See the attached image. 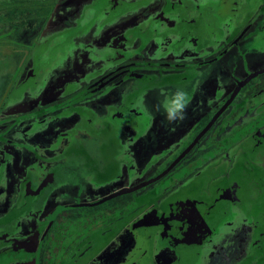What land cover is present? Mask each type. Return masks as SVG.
I'll list each match as a JSON object with an SVG mask.
<instances>
[{"label":"flooded vegetation","instance_id":"obj_1","mask_svg":"<svg viewBox=\"0 0 264 264\" xmlns=\"http://www.w3.org/2000/svg\"><path fill=\"white\" fill-rule=\"evenodd\" d=\"M1 61L0 264H264V0H0Z\"/></svg>","mask_w":264,"mask_h":264},{"label":"clouds","instance_id":"obj_2","mask_svg":"<svg viewBox=\"0 0 264 264\" xmlns=\"http://www.w3.org/2000/svg\"><path fill=\"white\" fill-rule=\"evenodd\" d=\"M187 99L186 94L183 91L178 90L173 96L170 106L166 108V118L168 120H173L179 116L180 119H183V110L186 107Z\"/></svg>","mask_w":264,"mask_h":264},{"label":"rangeland","instance_id":"obj_3","mask_svg":"<svg viewBox=\"0 0 264 264\" xmlns=\"http://www.w3.org/2000/svg\"><path fill=\"white\" fill-rule=\"evenodd\" d=\"M4 62L3 61H1V63H0V67L1 68H4ZM5 77V74H1L0 73V95H1V93L3 92V90H4V88H5V84H4V81H8L9 79H8V75H6V77ZM116 243H113V242H111L110 244H109V249H108V259H112V260H114V259H116V248H118L117 247V245H115Z\"/></svg>","mask_w":264,"mask_h":264}]
</instances>
